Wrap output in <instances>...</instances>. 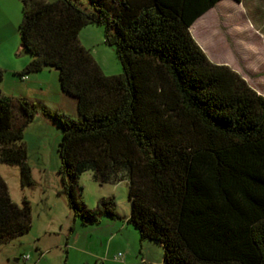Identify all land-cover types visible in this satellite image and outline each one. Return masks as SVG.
I'll use <instances>...</instances> for the list:
<instances>
[{
    "label": "trees",
    "instance_id": "16d2710c",
    "mask_svg": "<svg viewBox=\"0 0 264 264\" xmlns=\"http://www.w3.org/2000/svg\"><path fill=\"white\" fill-rule=\"evenodd\" d=\"M88 1L92 11L81 0H22L32 58L20 76L57 69L77 117L0 89V162L33 184L24 131L40 113L63 130L59 173L74 218L118 217L111 196L86 206L78 178L91 170L100 184L127 182L128 222L162 244L164 264H264V95L190 31L218 0ZM90 24L104 26L122 73L105 74L81 44ZM31 226L29 201L14 202L0 175V243Z\"/></svg>",
    "mask_w": 264,
    "mask_h": 264
},
{
    "label": "rangeland",
    "instance_id": "374dc122",
    "mask_svg": "<svg viewBox=\"0 0 264 264\" xmlns=\"http://www.w3.org/2000/svg\"><path fill=\"white\" fill-rule=\"evenodd\" d=\"M81 1L89 11L93 10L88 0ZM22 5V0H0V34L3 39L7 40L14 31L20 39ZM220 11L221 22H225L221 13L228 11L241 14L234 21L236 24L252 18L258 24L259 43L264 45V0L232 1ZM79 40L90 50L105 74L122 73L115 48L104 42L103 25L85 26L79 33ZM47 69L55 73L53 85L60 87L58 70ZM50 83L52 85V81ZM14 111L17 113V108ZM62 134L59 125L43 116L36 115L26 126L24 141L33 178L30 186L21 185L18 165L0 162V175L8 186L11 199L22 205L26 198L32 215V226L27 233L0 243V264H24L22 255L29 256L27 264H164L162 244L141 239L138 229L128 222L131 205L126 181L100 184L93 178L91 170L82 172L78 183L82 186L86 206L94 208L99 198L111 196L118 217L101 216L98 223H84L79 217L74 218L62 192L59 173L58 143ZM118 253L121 255L117 256Z\"/></svg>",
    "mask_w": 264,
    "mask_h": 264
},
{
    "label": "crops",
    "instance_id": "0c3cea01",
    "mask_svg": "<svg viewBox=\"0 0 264 264\" xmlns=\"http://www.w3.org/2000/svg\"><path fill=\"white\" fill-rule=\"evenodd\" d=\"M232 1L240 3L237 0ZM232 1L218 0L214 6L198 16L190 26L191 34L212 62L227 65L239 72L258 93L264 95V45L259 43L258 24L252 18L236 24L234 21L241 14L229 11L221 13L225 19V22H221L220 9L229 6ZM1 34V91L10 96L40 100L52 110L77 117L76 100L63 93L60 87L53 85L55 73L51 69L30 72L27 78L20 76L32 55L22 49L15 31L7 40ZM8 80L10 82L7 88ZM37 115L42 116L40 113Z\"/></svg>",
    "mask_w": 264,
    "mask_h": 264
},
{
    "label": "built area",
    "instance_id": "2783aa9c",
    "mask_svg": "<svg viewBox=\"0 0 264 264\" xmlns=\"http://www.w3.org/2000/svg\"><path fill=\"white\" fill-rule=\"evenodd\" d=\"M21 77H22V78H27V75H22ZM120 255H121V254L118 253L117 256H120ZM22 259L24 260V264H27L26 262H27V260L29 259V256H28V255H22Z\"/></svg>",
    "mask_w": 264,
    "mask_h": 264
}]
</instances>
